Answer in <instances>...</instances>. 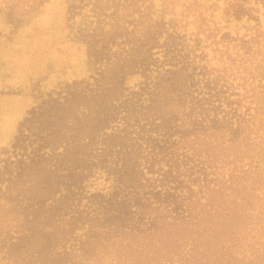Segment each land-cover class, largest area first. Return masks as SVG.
<instances>
[{
    "label": "trees",
    "instance_id": "16d2710c",
    "mask_svg": "<svg viewBox=\"0 0 264 264\" xmlns=\"http://www.w3.org/2000/svg\"><path fill=\"white\" fill-rule=\"evenodd\" d=\"M79 14L87 76L42 93L0 148V264H264V91L231 98L144 0H67Z\"/></svg>",
    "mask_w": 264,
    "mask_h": 264
},
{
    "label": "rangeland",
    "instance_id": "374dc122",
    "mask_svg": "<svg viewBox=\"0 0 264 264\" xmlns=\"http://www.w3.org/2000/svg\"><path fill=\"white\" fill-rule=\"evenodd\" d=\"M24 1L0 0V148L9 146L18 123L42 93L88 74L85 47L78 39L83 15L67 20V0H44L38 11L26 13ZM147 4L154 15L172 20L190 50L203 54L199 65L224 69L231 98L250 88L264 91L261 4L249 0L258 8L256 19L227 13L225 0H144ZM242 40L249 41L248 50ZM139 80L134 75L127 84ZM102 177L92 180L89 189H109L110 181Z\"/></svg>",
    "mask_w": 264,
    "mask_h": 264
}]
</instances>
